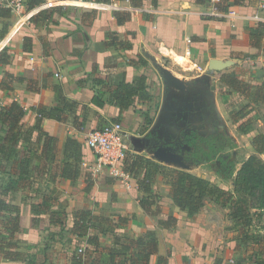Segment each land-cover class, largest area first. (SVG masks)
Returning <instances> with one entry per match:
<instances>
[{
    "label": "crops",
    "instance_id": "obj_1",
    "mask_svg": "<svg viewBox=\"0 0 264 264\" xmlns=\"http://www.w3.org/2000/svg\"><path fill=\"white\" fill-rule=\"evenodd\" d=\"M61 1L44 0L35 7L28 1L20 12L1 4L5 9L0 11V110L14 102L22 106L23 133L31 131L32 137L23 135L16 144L31 159L27 178L6 195L0 179V200L20 211L17 216L0 210V264H108L111 252L119 249L117 234L136 240L149 233L157 237L158 248L148 264H158L160 256L166 264H215L218 258L224 263L244 257L247 264L264 260V226H257L255 219L260 243L245 246L228 207L208 200L190 217L175 205L161 176L151 186L161 195V212L150 215L140 204L143 192L134 175L122 180L108 168L93 172L96 156L85 140L89 130L119 118L133 134L130 153L211 181L227 180L218 173L219 161L186 159L189 146L183 140L191 131L223 132L228 118L250 138V148L253 138L264 134V103L254 101L264 93V0H229L222 9L236 10L235 20L212 15L207 0H142L139 6L111 0L121 9L84 8ZM118 12L129 15L122 24ZM223 73L249 82V92L229 91L220 81ZM140 76H145L146 89L121 110L112 102L113 94L123 81L136 83ZM209 93L221 101L246 100L250 106L242 107L240 114L233 104L217 103L208 110ZM63 99L71 106L65 107ZM54 107L64 108L65 120L40 116L39 110L49 112ZM2 128L0 122V134ZM41 131L57 140L51 154L44 155ZM69 136L80 143L77 178L61 173ZM254 152L251 149L245 159ZM0 162L7 160L1 155ZM242 162L237 163L234 177ZM205 164L217 166V181L206 175ZM11 171L0 170L3 184L7 176L15 175L16 169ZM234 177L227 181L231 189ZM79 210L91 213L88 235L73 230ZM173 217L176 221L167 227ZM94 236L97 246L89 243ZM79 248L88 249L87 263ZM132 251L135 246L126 251L128 258ZM255 254L258 258L252 260Z\"/></svg>",
    "mask_w": 264,
    "mask_h": 264
},
{
    "label": "trees",
    "instance_id": "obj_2",
    "mask_svg": "<svg viewBox=\"0 0 264 264\" xmlns=\"http://www.w3.org/2000/svg\"><path fill=\"white\" fill-rule=\"evenodd\" d=\"M98 1V0H97ZM103 2H111V0H99ZM135 6H139L142 0H129ZM44 0H29L30 7L40 5ZM154 3L157 0H153ZM5 8L0 3V11L3 12ZM125 13H117L118 23L122 24L129 17ZM261 35V34H259ZM258 35V36H259ZM113 36V34H112ZM1 54V53H0ZM1 60V55H0ZM220 81L229 88V91H236L240 94H247L251 88V84L246 80L238 77L234 73H223ZM146 89L145 76H140L136 83L123 81L118 86V90L112 96V102L120 107L121 110L128 108L134 101V97ZM259 92V91H257ZM255 102L261 101L264 103V93L262 92L260 98L256 97ZM66 106H71L68 100L63 99ZM75 105V103L73 104ZM40 116L54 118L59 121L66 119L63 114L64 108L54 107L49 112L39 110ZM25 114V109L17 102L10 106H5L0 110V122L3 125V133L0 134V156L5 157L7 162H0V170L5 173L13 174L11 169L15 168V175L7 176L8 181L3 184L2 194L6 195L19 187L20 183L27 178L29 171L30 157L26 154L23 156L16 144L24 135L25 139H31V131H27L26 135L23 133L22 118ZM115 122L120 121L119 118L114 119ZM243 128V125H241ZM240 126V127H241ZM39 127V126H38ZM81 127H84L83 125ZM40 139L44 144V155L51 154L54 151V144L57 140L48 133L41 131ZM184 143L189 146V150L184 152L186 159L198 160L200 162H220L218 173L224 175L226 179L234 177L237 169V162L231 160L230 137L223 131H216L207 135H202L198 131H191L184 136ZM252 146L255 152L242 162L240 169L234 177L233 189L229 190L225 186H220L208 180L207 178L196 175L190 171L182 170L174 167H169L160 164L150 158H147L138 153H128L124 169L130 175H134L138 179L139 186L143 192L140 200L142 208L150 215H156L161 212V195L153 192L152 183L157 176H161L170 186L171 196L175 205L180 209L186 211L190 217H194L206 204L208 198H215L222 205L230 209V216L232 217L235 226H238L241 243L245 246L250 244L260 243V234L254 232L255 216L264 209V134H257L252 141ZM32 158V157H31ZM80 160V143L69 136L64 148L62 157L61 173L67 178H77L79 172L76 170V162ZM18 172V173H17ZM141 175V176H140ZM49 202H44V210H47ZM0 210H5L13 214L20 213L19 208L11 203H7L4 199L0 200ZM90 211L79 210L75 213L74 232L78 235H88L90 224ZM176 218H170L166 226H172ZM97 236L89 238V243L97 246ZM128 238L117 234L116 244L119 249L111 252V258L108 264H148L152 254L156 253L158 248L157 237L152 234H146L136 240H128ZM123 241V243H122ZM126 243V244H125ZM136 247V251H132V256L128 258L127 250L131 247ZM83 261L88 262L89 251L79 253ZM254 254V253H253ZM252 254V255H253ZM255 257V258H254ZM258 258V254L250 257ZM247 257L235 260L232 264H247ZM255 264H264V260L254 261ZM158 264H166V258L159 257ZM215 264H229L224 263L222 259L218 258Z\"/></svg>",
    "mask_w": 264,
    "mask_h": 264
},
{
    "label": "built area",
    "instance_id": "obj_3",
    "mask_svg": "<svg viewBox=\"0 0 264 264\" xmlns=\"http://www.w3.org/2000/svg\"><path fill=\"white\" fill-rule=\"evenodd\" d=\"M29 0H0L12 12H20ZM211 6V14L218 17H227L235 20L238 13L234 9L223 10L222 6L229 0H207ZM64 5H77L84 8H115L121 9L115 1L103 2L96 0H62ZM2 96L0 94V100ZM84 127H81L83 129ZM132 132L124 127L120 121L108 123L101 129L89 130L86 134V143L92 149L96 156L95 163L93 164V172L97 173L102 169L108 168L112 173L122 178H128L130 174L124 169L125 159L130 152V140ZM79 253L84 254L85 249L79 248ZM230 264L234 263L230 259Z\"/></svg>",
    "mask_w": 264,
    "mask_h": 264
},
{
    "label": "rangeland",
    "instance_id": "obj_4",
    "mask_svg": "<svg viewBox=\"0 0 264 264\" xmlns=\"http://www.w3.org/2000/svg\"><path fill=\"white\" fill-rule=\"evenodd\" d=\"M211 75L214 76L215 73L214 74H211ZM214 78H216V77H214ZM220 86H222V85L220 84ZM208 91H210V90H208ZM230 100L231 99H227L226 101H224V100L221 101V98L220 97L218 99H216L214 97V94L213 95H210V93H209V96H208V104H207L208 110L211 109V108L215 109L217 107V103H219V106L220 107L227 106L225 104H233L234 105L233 107H234L235 112L236 113L238 112V114H240V111L239 110L242 107H243L242 110H246L245 108H247V107L250 106V105H247V101L246 100H242V101H238V102L235 99H232V101H230ZM253 108H254V106H253ZM257 112H263V111L261 109H259V111H257ZM227 118H228V116H226V119ZM228 119H227L228 123L227 122H224L223 123V128L222 129H224V131L230 137V148H229V152H230L231 156L233 157L234 161H236L237 163L238 162H242L246 158V156L251 153V149L253 150V148H250V138L247 135H245L243 133H240L238 131L237 127H235L231 123V121H229ZM262 157H263V155H262ZM216 167L217 166H215V165L205 164V165H203V170L206 172V175H210L211 177L212 176L215 177L216 178V181H217L219 178L216 177L217 175L216 176L214 175V174H216L215 173V170L217 169ZM227 181L230 182V179L222 180V178H221V179L218 180V182H215V181H211V182H213L215 184H218L220 186H225V187H227L230 190L231 188L228 187V182ZM221 184H223V185H221ZM208 200L209 201L214 200L215 203L220 204L223 208H225V209L227 208L226 206L222 205L221 202H219L215 198H208ZM261 214H262V211L259 214H257L256 217H255L256 225L257 226L258 225L264 226V217ZM77 252H78V249H77ZM233 260L235 261V259H233ZM229 262H230V259L228 260V263Z\"/></svg>",
    "mask_w": 264,
    "mask_h": 264
}]
</instances>
